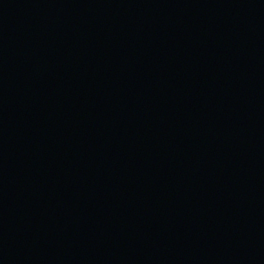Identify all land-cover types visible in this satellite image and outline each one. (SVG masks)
<instances>
[{
    "label": "water",
    "instance_id": "obj_1",
    "mask_svg": "<svg viewBox=\"0 0 264 264\" xmlns=\"http://www.w3.org/2000/svg\"><path fill=\"white\" fill-rule=\"evenodd\" d=\"M0 264H264V0H0Z\"/></svg>",
    "mask_w": 264,
    "mask_h": 264
}]
</instances>
